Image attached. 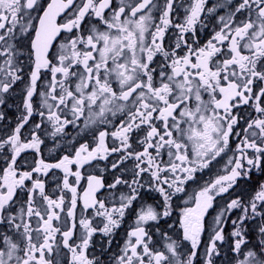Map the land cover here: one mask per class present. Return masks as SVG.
Returning a JSON list of instances; mask_svg holds the SVG:
<instances>
[{
  "label": "snow or ice",
  "instance_id": "6c2138e0",
  "mask_svg": "<svg viewBox=\"0 0 264 264\" xmlns=\"http://www.w3.org/2000/svg\"><path fill=\"white\" fill-rule=\"evenodd\" d=\"M179 7L0 0V106L23 85L0 136V264H264V0ZM254 176L204 241L217 197ZM189 182L174 238L158 225ZM142 189L163 204H139Z\"/></svg>",
  "mask_w": 264,
  "mask_h": 264
},
{
  "label": "flooded vegetation",
  "instance_id": "af4514ba",
  "mask_svg": "<svg viewBox=\"0 0 264 264\" xmlns=\"http://www.w3.org/2000/svg\"><path fill=\"white\" fill-rule=\"evenodd\" d=\"M42 2L46 3V0H42ZM177 3H178V5L181 6L177 10V15L182 18L183 7L187 6L188 0H177ZM206 35H207L206 32L203 33L202 38ZM22 87H23V85H18L16 88V91L14 93H12L10 96L5 97L6 104L3 106H0V112H3L5 115V119L3 121H0V136H3L7 131H9L15 125L17 118L19 117V115L22 111V109L20 107V105H21L20 91H21ZM42 151L48 160L51 161L53 159V157L47 152L46 149H42ZM24 157H26V159H27V165H30L32 162V159H33V154L31 152H29V153L24 154ZM105 163L106 162H103V161L100 162L99 168H103ZM27 165H25V166H27ZM85 168L87 169L86 175L88 173L100 174L99 168H97L95 170L88 169V166H85ZM222 168H223V161L219 165H216L215 169L213 170V172L211 174L215 175L216 172L221 171ZM103 174L105 175L106 179L111 178V176L108 172H105ZM51 175L52 174L50 173L49 177H51ZM56 175L60 176L61 173L57 172ZM199 175L204 176V179L208 178V176L206 174L202 173ZM257 178L258 177L254 176L251 184L248 181H240L238 183L237 187L234 188L233 190H231L228 194H224L222 197H217V201H216V204L214 205V208L212 210H210L208 216L205 217L206 231H205V234L203 237L204 241H207V239L209 237V234H210L209 225H212L213 218L216 215L217 211L222 209L227 204L229 199L236 198L237 196H244L246 198L247 194H248V190L250 189L251 185L255 183ZM202 182L203 181H201V183ZM49 186L50 187L54 186V182L50 183ZM84 186H85V182L82 181L81 187H84ZM196 190H198V185L194 184L192 182H189L188 185H186L187 195L182 193V194H179L178 196L173 197L172 207H171V215L169 217L163 218L159 222L158 227L160 228L161 231H165V230L169 231L170 234L173 235L174 238L182 235V230H179L178 232H172L168 228V226L171 224V225H174L177 229H179V221L181 218L182 210L185 207L192 206L190 202L188 204H185V201L188 200V197L191 196ZM105 195H107V193H105ZM138 203L139 204H153V205L160 204V205H162L163 201H162V197L155 190L142 189L141 190V198H140ZM136 207H137V205L134 204V208H136ZM78 211H79V209H78ZM237 215H238V211L233 212L231 216L226 218L228 220V223L225 226V233L226 234L232 230L233 226L231 224V220L235 219ZM133 221H134V216L129 215V216L125 217V222L122 225V227L117 230L114 242L112 244V250L113 251L117 250V242H119L120 244L123 243V240L125 239V232L128 229L129 225H131L133 223ZM152 227H153V231H154L155 226H152ZM106 240H107V237H104L99 233L93 237V245H94V249H95L97 254L100 253V250H101L102 246L105 244ZM222 250L225 252L227 251L226 248H224Z\"/></svg>",
  "mask_w": 264,
  "mask_h": 264
}]
</instances>
